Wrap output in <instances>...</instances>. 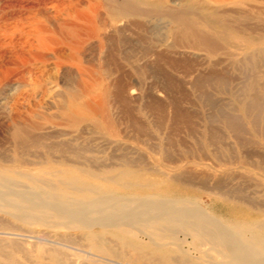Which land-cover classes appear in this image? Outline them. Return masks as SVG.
Here are the masks:
<instances>
[{
	"label": "rangeland",
	"instance_id": "374dc122",
	"mask_svg": "<svg viewBox=\"0 0 264 264\" xmlns=\"http://www.w3.org/2000/svg\"><path fill=\"white\" fill-rule=\"evenodd\" d=\"M248 1L261 10L251 13V21L256 23L264 19V0ZM212 4L210 0H153V19H149L151 27L141 24L129 28L109 45L96 42V47L86 53L88 63L84 65L91 68L94 64L92 72L99 87L97 90L118 80L129 83L132 75L142 73L141 92L126 105L127 110L116 102L107 106L111 117L119 124L117 144L108 143L90 132L84 134V152L79 149L74 153L54 151L47 158L54 161L78 160L87 164L84 166H89V171L93 173H98L96 168H101L106 171L105 178L129 185L120 188L115 183L98 180L104 185L103 190L116 192L119 188L120 193L124 190L126 194L130 192L129 195L149 197L158 202L166 199L194 201L195 205L215 216L226 228L253 242V229L264 232V31L260 32L259 38L246 39L239 30L216 26L211 17L209 24H205L204 19H207ZM25 7L40 12L46 6L34 0H0V14L10 19L22 14ZM166 12L178 15L185 23L186 31L190 28L199 31L212 45L205 46L202 39H193L192 35V38L189 37L179 24L166 17ZM149 43L153 47L150 63L144 55V48ZM61 52L66 50L62 48ZM45 55L44 61L29 55L20 57L27 82L25 87L29 89L32 86L39 94L34 111L27 109V115L20 118L48 126L59 123L63 113L73 109L77 103L68 99L62 104L63 108H59V97L52 94L57 91L66 93L70 85L75 84V79L70 72H59L51 54ZM102 59L109 67L107 72H102ZM0 81V164L10 165L14 157L37 162L17 168V175L5 171L0 173V191L7 193L0 197V231L5 229L7 233L24 234L30 229L40 230L48 238H54L59 243L58 248L81 256L88 243L84 229L41 226L22 221L9 213L13 210L26 216L43 217L51 224L63 221L57 213L48 209L47 204L78 198L80 189L69 186L59 189L62 186L56 178L60 174L49 172L64 166L50 162L52 166L48 167L47 155L42 152L20 154L19 150L13 148L11 130L17 115L12 113L9 105L12 95L23 88L13 82L6 84L1 75ZM91 137L93 140H88ZM56 140L40 141L55 143ZM132 147L142 151L133 150ZM178 173L180 177L176 175V179L174 174ZM22 187L35 191L42 202L37 198L34 201L44 207H36L35 210L32 204L22 201L17 195L12 196L14 190H22ZM43 192L44 195L41 194ZM165 227L167 225L163 222H153V228L147 229L153 232L154 239L178 242L187 251H176L171 245L164 252L154 247L152 249L147 244L146 236H140L143 239L141 243L130 238L133 244L141 246L143 255L153 256L154 261L143 264H203L202 259L219 260L218 251L222 247L210 236L192 241L191 235L178 229L171 233ZM204 227L209 230V235H215L210 225L205 224ZM44 242V239L35 242L29 237L8 234L4 238L0 235V264H54L51 256L59 258L63 253H52L60 249L49 250L47 244L43 245ZM36 244L47 248L43 257L37 262L23 259L25 254L34 253ZM85 262L97 264L92 259H85Z\"/></svg>",
	"mask_w": 264,
	"mask_h": 264
},
{
	"label": "bare ground",
	"instance_id": "6f19581e",
	"mask_svg": "<svg viewBox=\"0 0 264 264\" xmlns=\"http://www.w3.org/2000/svg\"><path fill=\"white\" fill-rule=\"evenodd\" d=\"M34 1L46 7L43 10L39 9L42 10L39 12L33 8H26V6L23 9L24 12L15 18L13 17V19L6 16L3 17L4 15L2 16L0 14V75L2 81L6 82V84L13 82L16 86L23 88L15 95H12L10 101L11 105H9L13 111L12 113L17 115V120H15V118V122L12 120L14 124L12 125L13 131L11 130V142L13 143V148L15 147L19 150L20 154L23 152H30L34 155L42 152L44 155H47L45 159L49 161V164H47L48 167L52 166L50 162L64 166L63 168H56L54 171L48 172L54 173L55 175L60 174V176L56 178L62 186L59 188L60 190L69 186L75 189L79 188L80 193L77 194L78 198H74L73 200L70 199L68 201L47 204L48 209H52L51 211L57 213L63 221L53 222L51 224L43 217L26 216L13 212V210H10L9 213L12 216L22 219V221H31L33 224L37 223L41 226L84 229L86 231L85 236L88 243L86 244V249L83 250L84 254L79 256L73 252L58 248L57 245H59V243L55 241L54 238H48L46 234L40 230L30 229L27 232L24 231L25 233H29L28 235L16 232L14 234L4 232L6 230L2 227L4 231H0V235L4 238L8 234L21 238L29 237L35 242L44 239L45 242L43 245L47 244L46 246L49 250L60 249L52 253H59V251L63 253V255L59 253L61 255L59 258L55 255L51 256L54 264H86L85 259H92L96 261L97 264H143L146 261H152L153 256L147 257L143 255L141 246L133 244L129 240L130 238L134 239L136 243H141L143 239L140 238V236H146L147 244H149L152 249L154 247L156 250L164 252L168 251L167 247L171 245L176 248V251L184 253L187 251V249L178 242H162L153 238V232L149 231L147 228H153V222L159 224L163 222L165 226L167 225L165 228L171 233L178 229L182 231V233L191 235L193 238L192 241L194 238L210 236L222 247V250L218 251L219 260L202 259L203 264H264V244H262L264 242V232L253 229L255 241L252 242L243 239L239 233L232 232L215 216L209 214L197 204L195 205L194 201L166 199L162 201L159 200L160 202H158L149 197L129 195L130 192L126 194L124 190L120 193L119 188L116 192L109 189L103 190L104 185L98 183V180L106 183H115L120 188H125L129 185L125 183L119 184L105 178L104 174L106 171L101 168H96L98 166L94 168L99 172L93 173L89 171V166H84L87 164L79 162L78 160L61 159L59 161H54L53 159L47 158L54 151L74 153L79 149L84 152V144L82 143V141L86 139L84 134H89L90 132H94L95 136L102 138L104 141L107 140L108 143L117 144L119 141L117 139L119 135V124L114 120L113 116L111 117L107 106L112 102H116L121 104L123 109L127 110L126 105L137 98L141 92L140 86L143 81L142 73L140 74L141 76L134 74L130 78L128 77L130 79L129 83H123V81L121 82L118 80V82L105 84L104 88L100 87V89L97 90L99 87L96 85V79L93 78L92 72V67L95 66H93V64L90 68V65H84V63H88L85 56L88 50L96 47V42L100 45L103 43L109 45L111 42L123 36L129 28L139 27L141 24L148 28L151 27L149 19H153V0ZM210 1L213 4L212 7L209 8L207 19H204L205 24H209L208 20L211 17L216 26L228 27L230 30L232 28V31H234V29L239 30L246 39L259 38L261 36L260 32L264 31V19L258 20L256 23L251 21V13L258 11L259 8L252 6L248 0ZM164 14L170 21L179 24L184 29H182V31H185L189 37L192 35L193 39H202L205 46L212 45L211 41L203 37L199 31L192 28L186 31V27L184 26L185 23L178 15L172 12H166ZM62 48H64L66 52H61ZM144 51V55L147 56V61L150 63V58L153 56L152 45L149 43L148 46L144 48ZM46 53L52 55L53 64L59 72H70L75 79V84L73 82V84L70 85L69 91L66 93L57 91L52 94L54 97H59L61 103L59 108H63L62 104L66 103L65 101L68 99L77 103L73 109L66 110L65 113H63L59 123H51L48 126H46L45 123L30 122L20 118L21 115L23 117L27 115L29 110L34 111L33 108L37 107L35 102H37L39 95L36 92L37 89L32 86V88L30 87L29 89L25 87L27 86V82L24 77L25 72L23 73V66L20 63V57L22 56L25 58L24 55H29L40 61H44ZM103 57L106 58L105 56ZM105 61L106 60H103L100 65L103 70L102 72L109 71V67ZM24 64L25 63H23V65ZM24 87L26 88L25 90ZM110 87H112V89H110ZM145 92H148V90ZM148 94H150V92ZM51 103L53 102L51 101ZM109 107L111 108V105ZM52 131H54V133H48ZM151 133H149L148 136L151 137ZM92 138L93 137L87 139L91 141L93 140ZM41 139H57V142L42 143L40 141ZM131 149L139 152L142 151L140 148L135 147ZM30 153L28 155H31ZM33 164H37V162L14 157L10 165L0 164V173L5 171L6 173L17 175L19 172L17 168ZM174 175L178 176L179 173ZM177 176L176 179L178 178ZM171 177L172 176H170V178ZM14 191L13 193L11 191L8 192H11L12 196L13 194L14 196L17 195L23 199L22 201L25 200L24 202L32 204L35 210H37L36 207H44L42 204L37 205V202L34 201V199L38 197L35 191L33 192L23 187L22 190ZM5 192L0 191V197L6 195L7 193ZM40 192L41 191H38V193ZM44 193L45 192L41 194L44 195ZM38 200L41 201L40 196ZM4 204L6 205V203ZM9 207L12 208V205L10 204ZM204 223L210 225L212 228L211 230L215 233L214 236L209 235V230L204 227ZM141 226L144 228H141ZM4 240L5 239H3V241ZM66 241H68V238ZM44 247L45 246L37 245L33 251L34 253L25 254L22 258L30 262H37L38 259L43 257L45 249H47ZM74 247L77 246L74 245ZM261 254H263V256ZM171 261H174V259ZM174 262L176 263V261Z\"/></svg>",
	"mask_w": 264,
	"mask_h": 264
}]
</instances>
